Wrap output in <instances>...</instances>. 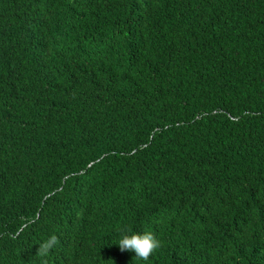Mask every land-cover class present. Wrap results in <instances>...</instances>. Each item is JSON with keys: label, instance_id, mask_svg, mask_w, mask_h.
Masks as SVG:
<instances>
[{"label": "trees", "instance_id": "1", "mask_svg": "<svg viewBox=\"0 0 264 264\" xmlns=\"http://www.w3.org/2000/svg\"><path fill=\"white\" fill-rule=\"evenodd\" d=\"M0 264H264V0H0Z\"/></svg>", "mask_w": 264, "mask_h": 264}, {"label": "clouds", "instance_id": "2", "mask_svg": "<svg viewBox=\"0 0 264 264\" xmlns=\"http://www.w3.org/2000/svg\"><path fill=\"white\" fill-rule=\"evenodd\" d=\"M58 243L56 234H49L39 243L38 254L41 258H47ZM116 244L121 252L132 251L135 258L147 262L161 246L162 242L151 232H137L132 228L118 229Z\"/></svg>", "mask_w": 264, "mask_h": 264}]
</instances>
